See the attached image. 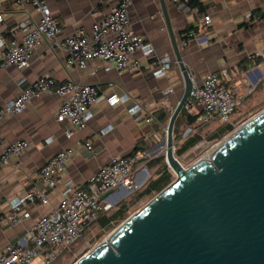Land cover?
Segmentation results:
<instances>
[{"label":"crops","instance_id":"crops-1","mask_svg":"<svg viewBox=\"0 0 264 264\" xmlns=\"http://www.w3.org/2000/svg\"><path fill=\"white\" fill-rule=\"evenodd\" d=\"M118 1L48 0V3L60 23L59 38H64L77 28L91 33L92 25L102 20ZM195 1L201 8L188 3L191 7L183 9L176 1L165 0L180 52L193 79L202 82L208 72L227 70L228 76L223 82L235 90L240 99L237 106L240 111L232 117L233 122L249 111L261 110L264 108V0ZM0 13L4 17L0 34L6 41L22 38L21 31L11 34L19 22L29 16L39 17L30 4H16L15 0H0ZM129 14L131 30L146 36L159 55L172 59L167 77L155 78L149 60H145L140 51L134 55L143 61L140 70L109 67L103 60H95L84 69L68 68L66 52L47 41L35 50L28 67L21 69L10 65L0 70V107L41 75H51L57 85L68 80L93 84L98 91V100L92 107L93 115L87 126L71 137L65 134L66 124L56 119L61 101L57 94H43L20 113L9 115L0 122V158L7 144L17 139L29 143L28 148L19 157H12L8 164H2L0 160V219L11 213L8 205L11 199L42 186L40 169L64 148L74 149L65 177L81 187H86L88 178L115 155L145 153L139 157L136 166V185L140 187L158 176L160 165L150 166V161L162 155L165 122L181 98L184 78L161 0H132ZM205 15H210L209 23L202 20ZM4 49L0 48V60ZM112 92L127 98L111 106L107 104L106 96ZM136 104L142 109L130 113V108ZM189 106L186 111L191 115L201 111L196 103ZM220 121L215 118L209 124L196 122L187 127L184 134H193L210 124L222 125ZM87 141L93 144L92 149L86 146ZM62 189L63 186L58 185L49 191L48 204H42L40 200L29 203L25 208L31 215L21 223L0 225V249L16 242L39 217L47 214L58 203ZM125 194L123 188L119 189L109 200L118 203Z\"/></svg>","mask_w":264,"mask_h":264},{"label":"built area","instance_id":"built-area-1","mask_svg":"<svg viewBox=\"0 0 264 264\" xmlns=\"http://www.w3.org/2000/svg\"><path fill=\"white\" fill-rule=\"evenodd\" d=\"M174 1L180 8L189 9L188 0ZM15 3L30 4L39 17L35 19L29 16L13 28L12 35L23 32L21 39L6 41L0 34V48L5 47L0 70L10 65L21 69L28 67L35 50L47 41L66 52L68 68L84 69L95 60H103L109 67L140 70L143 61L134 57L140 51L143 58L149 60L148 65L155 78L167 77L171 71L172 59L159 55L146 36L131 30L129 11L132 0H119L102 20L92 25L91 33L77 28L72 35L64 38H59L60 23L53 15L48 0H15ZM3 19L0 13V23ZM202 20L209 23L210 15H205ZM227 76L228 72L224 69L206 73L202 82L193 79L189 98L201 107L197 122L209 124L219 118L225 123L234 124L232 114L240 99L237 92L223 82ZM43 94H57L61 98L56 119L66 124L67 137L87 126L93 115L92 107L98 100V91L93 84L68 80L57 85L51 75H41L0 107V122L9 115L20 113L33 99ZM126 98V95L112 92L106 96V102L116 106ZM184 107L190 106L186 102ZM140 109L142 106L136 104L129 111L134 114ZM28 145L25 139L7 144L2 151L1 163L8 164L12 157H19ZM86 146L93 148L90 141L86 142ZM73 154L72 147L60 150L40 169L42 186L27 190L9 201L11 213L7 218L0 219V225L21 223L31 215L25 208L29 203L40 200L42 204H48L49 191L58 185L63 186L58 203L28 227L16 242H10L0 249V264H28L39 257L42 264L53 263L83 235L87 225L96 222L100 213L112 208L113 203L109 200L111 194L122 188L126 193L135 189L138 159L145 155L112 156L106 165L88 178L87 186L81 187L65 177Z\"/></svg>","mask_w":264,"mask_h":264},{"label":"water","instance_id":"water-1","mask_svg":"<svg viewBox=\"0 0 264 264\" xmlns=\"http://www.w3.org/2000/svg\"><path fill=\"white\" fill-rule=\"evenodd\" d=\"M161 3L184 78L162 142L176 178L76 264H264V110L220 142L209 159L182 164L174 125L193 76Z\"/></svg>","mask_w":264,"mask_h":264},{"label":"rangeland","instance_id":"rangeland-1","mask_svg":"<svg viewBox=\"0 0 264 264\" xmlns=\"http://www.w3.org/2000/svg\"><path fill=\"white\" fill-rule=\"evenodd\" d=\"M237 110L239 109L238 108L235 109L234 113L232 114V117L238 114ZM262 110H264V108H262L261 110L251 111V112L249 111V113L248 112L245 113L238 119L234 120L233 129L231 131H228L219 137H215V136L213 137V133L216 132V130L219 128L217 126H222L223 124L225 125V122L223 121L222 122L220 121V124L222 125L210 124L209 126L199 129L197 132L201 134L202 140L199 143H197L194 147L187 150L186 152L177 155L178 159L182 162V164L185 167H190L198 160L202 158H206L207 155L220 142H222L224 139L230 136L237 128H239L242 124L250 120L252 117L257 115ZM167 122L168 119L165 122V126H167ZM179 129L180 131H183L184 137L188 135V134H184L186 132V126L183 123ZM176 148L177 147L175 146V149ZM161 154H164V147L161 148ZM168 168L172 174V180H171L172 182L175 180L176 174L171 170L170 167ZM151 172L152 170H150V173ZM171 182L165 185L164 188L168 186ZM141 187L136 185L133 191L126 193L124 197L121 199L130 203L126 216L123 219H119L118 221L113 222L110 226L107 227L101 226V224L98 221L87 225L85 227L83 235L77 241H75L71 246H69L66 250H64L51 264H76L78 260H80L86 254L92 251L98 244L105 241L112 231H114L125 220H127L130 216L135 214L143 206H145L151 199H153L159 193L158 192L152 195L144 196L139 199H135L136 190ZM116 204L117 203H113L112 208L108 212H112L113 210H115ZM28 264H42L41 258L40 257L36 258Z\"/></svg>","mask_w":264,"mask_h":264},{"label":"trees","instance_id":"trees-1","mask_svg":"<svg viewBox=\"0 0 264 264\" xmlns=\"http://www.w3.org/2000/svg\"><path fill=\"white\" fill-rule=\"evenodd\" d=\"M188 3L201 8L200 3H198L195 0H188ZM188 3L187 5L191 7L190 4ZM187 103L192 105L194 101L192 100V98H189ZM186 110L187 109L183 107L174 125V142H175V146L177 147L175 149L176 155H180L186 152L187 150L194 147L197 143H199L202 140V136L198 132H195L193 134H188L187 136L184 137L183 131H180L179 128L182 125V123L187 128L189 126L195 125L197 122L198 113L191 115ZM232 129H233L232 124L225 123V125H222L216 130V132L213 133V137L222 136L223 134H225L228 131H231ZM154 165H160V168L157 172L158 176L156 178H150L144 186L137 189L135 193L136 194L135 199H139L147 195L158 193L164 188L165 185L171 182L172 174L168 168V165L166 164L164 154L159 155L158 157L150 161V166H154ZM129 206L130 203L121 200L116 204V209L113 210L112 212H108L110 210L109 209L100 213L97 221L103 227L110 226L113 222L118 221L119 219H123L126 216Z\"/></svg>","mask_w":264,"mask_h":264},{"label":"bare ground","instance_id":"bare-ground-1","mask_svg":"<svg viewBox=\"0 0 264 264\" xmlns=\"http://www.w3.org/2000/svg\"><path fill=\"white\" fill-rule=\"evenodd\" d=\"M211 153H212V151L207 155V157L206 158H204V159H209L210 158V156H211Z\"/></svg>","mask_w":264,"mask_h":264}]
</instances>
